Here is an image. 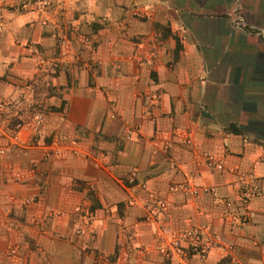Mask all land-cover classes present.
Wrapping results in <instances>:
<instances>
[{"label":"crops","instance_id":"crops-1","mask_svg":"<svg viewBox=\"0 0 264 264\" xmlns=\"http://www.w3.org/2000/svg\"><path fill=\"white\" fill-rule=\"evenodd\" d=\"M0 148V264H264V0H0ZM233 170L260 189L246 224L215 200ZM193 228L203 252H158Z\"/></svg>","mask_w":264,"mask_h":264},{"label":"built area","instance_id":"built-area-1","mask_svg":"<svg viewBox=\"0 0 264 264\" xmlns=\"http://www.w3.org/2000/svg\"><path fill=\"white\" fill-rule=\"evenodd\" d=\"M158 97L153 95L150 100V105H155ZM147 119H150L151 116L149 111L146 112ZM139 128V127H138ZM137 128V129H138ZM186 144H190V140L186 141ZM205 160V166L209 168H214L218 171L223 170V165L221 162L210 154L203 156ZM234 176L236 178V184L233 187V197H215V200L224 206V212L222 213L223 219H228L232 222H237L239 224H246L252 218V211L249 208L250 202L253 198L260 194V189L257 184V180L252 173H241L237 170H233ZM136 179L135 172H131L129 183L131 184L132 189L139 187L142 190H146V184H138L134 186V181ZM193 176L189 177L183 185L180 186H171L170 191L182 190L186 193H189L191 196L197 194V188L193 186ZM204 193L215 194L213 189L203 188ZM152 201V207L148 209L145 213V220L147 222H154L155 219L160 217L167 209V204L164 200H161L157 195H150ZM132 204V201L129 203ZM160 233H164L165 227L159 226ZM202 229L193 228L186 231L173 233L168 239H165L164 242L159 247V252L163 255L172 256L180 255L181 257H188L190 255L198 254L203 252L202 246ZM107 264L105 262H98L96 264Z\"/></svg>","mask_w":264,"mask_h":264},{"label":"rangeland","instance_id":"rangeland-1","mask_svg":"<svg viewBox=\"0 0 264 264\" xmlns=\"http://www.w3.org/2000/svg\"><path fill=\"white\" fill-rule=\"evenodd\" d=\"M25 105V104H24ZM14 107H16V105L14 106ZM13 107V111L15 112V108ZM25 107H26V110H27V112H28V115H27V120H28V122H27V124L26 125H28V127H29V131H31V132H34V133H37L38 131H39V129H40V127H41V125H42V121H43V116H42V111H41V109H40V106H39V104L38 103H35L34 101H32V100H28L27 102H26V105H25ZM14 114V113H13ZM13 117H15L14 115H12ZM1 149V148H0ZM2 151H4V150H0V155H2ZM7 151H10V149H7ZM131 172H133L132 170L129 172V174L127 175V177H126V179H124V180H122V182H121V184L122 185H124V187L128 190V189H130V190H133L134 192L132 193V196H133V194L135 195L136 193H135V189H140L139 187L137 188V187H135L134 189H132V187H131V184L129 183V180H130V174H131ZM142 183H144V182H139L137 179H135V181H134V186H137L138 184H142ZM142 190V189H141ZM31 200H28L26 203H29ZM132 201V200H131ZM129 203H130V201L128 202V205H129ZM76 213H77V220L79 219L80 220V223L82 224V225H79L78 227H77V229H76V233L77 234H80V231H82L83 229H85V228H82V227H88V226H90V223L93 221V213L92 212H90L88 209H86V208H84V207H78L77 208V210H76ZM146 215V214H145ZM145 215H144V221L145 222H147L146 220H145ZM159 219V218H158ZM147 223H153V224H158V220H157V218L155 219V221L154 222H147ZM87 224V225H86ZM80 227V228H79ZM158 230H159V227H158ZM160 232V231H159ZM159 247H160V245L158 246V252H159ZM145 250V248L144 247H142V246H139L138 247V251H140V252H143ZM160 253V252H159ZM161 254V253H160ZM163 255V254H162ZM164 256H166V257H170V256H167V255H164ZM105 262V263H107V264H112L111 263V261H110V259H105V258H102V257H100V258H97L95 261H94V263L93 264H96V263H98V262ZM101 264V263H100Z\"/></svg>","mask_w":264,"mask_h":264},{"label":"trees","instance_id":"trees-1","mask_svg":"<svg viewBox=\"0 0 264 264\" xmlns=\"http://www.w3.org/2000/svg\"><path fill=\"white\" fill-rule=\"evenodd\" d=\"M228 131L230 132V133H233V134H236L237 132H235V130L233 129V127H231L230 129H228Z\"/></svg>","mask_w":264,"mask_h":264}]
</instances>
